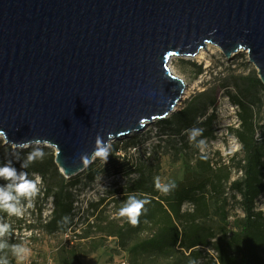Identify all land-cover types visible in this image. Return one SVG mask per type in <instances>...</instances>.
<instances>
[{
	"label": "water",
	"instance_id": "obj_1",
	"mask_svg": "<svg viewBox=\"0 0 264 264\" xmlns=\"http://www.w3.org/2000/svg\"><path fill=\"white\" fill-rule=\"evenodd\" d=\"M208 45L245 52L264 85V0H0L3 145L52 142L69 179L98 135L110 146L177 112L168 64Z\"/></svg>",
	"mask_w": 264,
	"mask_h": 264
},
{
	"label": "rangeland",
	"instance_id": "obj_2",
	"mask_svg": "<svg viewBox=\"0 0 264 264\" xmlns=\"http://www.w3.org/2000/svg\"><path fill=\"white\" fill-rule=\"evenodd\" d=\"M212 51L205 60L172 58L168 64L172 73L186 85L176 111L198 93H214L217 105L216 119L210 127L212 136L200 139L198 134L190 140L191 131L172 135L156 121L145 130L115 140L109 146L121 147L133 138L135 148L117 156H125V163L135 166L143 173L142 177L112 175L104 168L105 161L96 157L90 170L98 174L92 182L86 178L87 168L66 179L54 163V150L43 146L52 152L44 151L42 160L30 163L23 171L28 179L37 180L38 194L31 200L19 198L22 216L0 210V224L10 225L9 231L0 236V245H4L0 247V264L217 263L211 246L220 241L223 234L229 239L236 233L243 217L240 197L230 188L241 178L240 165L244 159L233 132L239 129L241 112L230 99L236 95L243 97L252 123L258 129L254 138L260 140L258 137L264 132V92L255 86L254 81L259 78L245 52L228 60L219 49L212 47ZM210 113L211 110L208 115ZM52 161L56 170L51 166ZM36 174L43 175L42 183ZM156 177H160L162 184L172 183L175 187L167 194L158 191L154 187ZM137 182L138 191H134L133 185ZM62 188L69 196L71 193L74 201L67 219L70 226L53 231L49 226L55 208L53 195ZM186 191L192 202L178 205L177 197ZM129 195L150 201L136 225L118 216ZM255 209L264 214V193L255 200ZM176 234L178 237L186 234L187 239L200 236L208 241L210 248L198 246L190 261L186 260L190 251L179 247L180 239L170 250H156L164 238ZM13 246L25 251L17 256Z\"/></svg>",
	"mask_w": 264,
	"mask_h": 264
},
{
	"label": "trees",
	"instance_id": "obj_3",
	"mask_svg": "<svg viewBox=\"0 0 264 264\" xmlns=\"http://www.w3.org/2000/svg\"><path fill=\"white\" fill-rule=\"evenodd\" d=\"M197 74H200V71ZM254 83L255 86L258 85L264 92V85L259 79H256ZM242 98L236 95L230 99L232 104L237 106L241 112L238 116L239 129L233 132L244 153V159L240 165L241 178L238 181H234L230 187L240 197L239 205L243 217L239 230L232 234L229 239L226 238L227 235L223 234L221 236L222 238L219 239L220 241L216 242L211 248L208 246V241H204L200 236L187 239L186 234L181 235V237H178L176 234L164 238L156 246V250H170L175 247V244L180 239L179 247L185 251H190L186 257L188 261L197 252L196 248L201 246L210 248L216 253V264H264V214L262 211L255 209V200L264 193V132L260 133V137H258L260 140L254 138L255 132L258 129L253 125L251 114L247 112ZM216 105L217 102L214 93L203 91L192 96L182 109L173 113L168 119L160 120L158 123L168 128L172 135H180L183 132L201 129L202 133L199 134V138H210L212 136L210 127L216 119ZM209 110H211V113L208 115ZM135 146L136 143L132 138L121 147H110V154L105 162L104 168L112 175L120 174L130 176L137 174L139 177H142L143 173L137 171L135 166L125 163V156H117L118 153H125L134 149ZM43 150L50 151L47 147H43ZM30 151L31 147L23 150H13L11 146H4L3 142L0 143V167L6 161L11 160L18 174L25 171V168L21 167V164L27 159ZM97 159L87 167L88 173L86 178L90 182L94 181L98 174V172L90 170V167L94 165ZM51 166L56 170L53 161L51 162ZM35 171L38 170L35 169ZM41 177H43L42 174ZM11 182L0 179V187H4ZM137 184L138 182L133 185L132 190L138 191ZM189 195L190 193L188 194V191L183 196L179 195L177 197L178 205H182L185 202H192L190 197H188ZM68 196L69 194L63 188L60 189L58 194L53 195V205L55 208L49 225L53 231L66 230L70 226L67 219H69L73 211L74 201L71 199V193Z\"/></svg>",
	"mask_w": 264,
	"mask_h": 264
},
{
	"label": "clouds",
	"instance_id": "obj_4",
	"mask_svg": "<svg viewBox=\"0 0 264 264\" xmlns=\"http://www.w3.org/2000/svg\"><path fill=\"white\" fill-rule=\"evenodd\" d=\"M191 134L189 136L190 140H194L195 136L202 133L201 129L190 130ZM97 147L94 149L90 157L102 158L105 162L107 161L110 154L109 142L105 141L99 135L95 139ZM204 141L201 140L199 144H203ZM17 148L23 149V145H28L31 147V151L27 155V159L21 164V167L26 168L28 165L36 160H42L45 156L43 150L44 145H50L57 147L48 140L33 139L29 141L19 142L15 144ZM35 145H40V147H34ZM90 157L85 154L80 157L83 162H88ZM26 172L17 173V169L13 166L12 161L8 160L0 167V179L6 181H12L6 184L4 187H0V210L6 211L9 215L22 216L23 208L19 205V198L23 197L31 200L34 198L38 192V184L36 179H28ZM39 183H42V178L36 174ZM154 187L158 191L167 194L172 188L175 187L174 184H162L160 177H156L154 180ZM150 203L148 199H140L135 195H129L127 200L123 203V206L118 211L119 217L127 218L131 225L138 224V218L145 210V205ZM10 225L0 224V236H3L9 231ZM4 245H0L3 247ZM15 254L20 256L25 251L24 248L20 246H13Z\"/></svg>",
	"mask_w": 264,
	"mask_h": 264
},
{
	"label": "bare ground",
	"instance_id": "obj_5",
	"mask_svg": "<svg viewBox=\"0 0 264 264\" xmlns=\"http://www.w3.org/2000/svg\"><path fill=\"white\" fill-rule=\"evenodd\" d=\"M213 51H212V46L208 45L206 49H201L198 54L192 58L194 60H205V58L209 55V54H212Z\"/></svg>",
	"mask_w": 264,
	"mask_h": 264
}]
</instances>
